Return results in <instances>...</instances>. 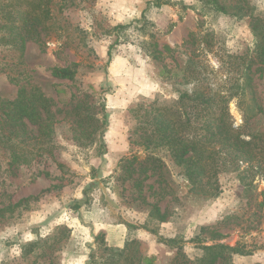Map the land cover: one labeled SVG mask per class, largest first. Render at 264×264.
Segmentation results:
<instances>
[{
    "label": "rangeland",
    "instance_id": "obj_1",
    "mask_svg": "<svg viewBox=\"0 0 264 264\" xmlns=\"http://www.w3.org/2000/svg\"><path fill=\"white\" fill-rule=\"evenodd\" d=\"M205 2L0 0V264H141L144 256L172 264L180 246L203 255L190 242L197 236L246 243L252 252L232 263L264 264V159L221 172L220 194L205 195L153 136L145 109L198 86L225 94L247 83L229 103L231 121L242 126V108L248 116L260 108L242 130L264 134V58L251 20L264 16V0H225V12ZM73 63L74 80L53 75ZM34 87L52 100L50 127L40 135L26 121L17 136L7 102ZM76 104L98 122L76 115ZM156 206L166 214L160 224Z\"/></svg>",
    "mask_w": 264,
    "mask_h": 264
},
{
    "label": "trees",
    "instance_id": "obj_2",
    "mask_svg": "<svg viewBox=\"0 0 264 264\" xmlns=\"http://www.w3.org/2000/svg\"><path fill=\"white\" fill-rule=\"evenodd\" d=\"M204 1H206V6L210 10L227 11L225 0ZM235 7L240 11L243 6L236 5ZM251 20L255 51L258 56L264 58V16L251 15ZM124 27L122 25L117 26V28ZM76 73L77 64L73 63L70 66L56 68L53 75L60 79L74 80ZM246 84H239L240 92L235 91L225 94L222 90L207 86L206 89L204 86H198L193 92L180 93L175 103L159 104L154 101L148 107H145V109H150L148 116L153 115V124H156L153 136L161 139L169 146L168 150L171 152L176 164L183 168L187 180L196 189L200 187L199 192H203L210 197H217L221 192L219 184V174L221 172L244 161L253 162L257 158L264 159V134L246 133L242 130L243 126L248 123L246 121L255 118L258 113H262V110L259 108L253 116H248L242 108L245 119L244 125L235 127L231 121L229 103L234 96L238 94L241 96L245 93ZM199 87L200 89H198ZM7 104L16 110L15 117L11 119V122L12 126L16 128L17 136L22 135V131L26 132L27 122L31 125H38L40 135L45 133V131H42V127L47 128L49 126L48 120L50 118L44 114L49 113L52 100L46 97L37 87H34L30 94L22 89L18 99L8 101ZM173 104H176L177 108H174ZM240 105H242L241 101ZM74 106L73 112L76 115L98 122L89 113L82 114L81 108L83 110L84 108L81 105L76 104ZM256 139L263 144L261 145ZM41 148L39 147V149ZM244 155H248V160H244ZM14 159L15 161H30V159L27 160L19 155L15 156ZM257 167L259 170L262 169L261 165ZM29 198H22L15 206L25 203ZM83 203L80 200L77 201L75 209L80 208ZM154 208L157 216L152 214L151 217H156L159 224L165 222L166 214L162 212L160 207L156 206ZM125 223L130 229L139 227ZM144 228L151 233H157L158 231L156 227L145 226ZM104 237V234H99L97 238L102 242ZM160 239L169 241L172 244L176 242L175 238L165 240L161 236ZM190 242L201 248L203 255L191 258L182 251L181 246L174 245V247H178V250L172 259V264H233L232 257L235 254L248 255L252 252L251 249L247 248V244L243 242H238L234 246L215 241L208 244L206 239H201L198 236L190 239ZM104 251L111 252L115 249L105 246ZM118 251L121 254L124 250L119 249ZM154 260L155 257L147 256L140 259L141 264H154ZM94 263L98 264V262ZM103 264L110 263L105 259Z\"/></svg>",
    "mask_w": 264,
    "mask_h": 264
},
{
    "label": "crops",
    "instance_id": "obj_3",
    "mask_svg": "<svg viewBox=\"0 0 264 264\" xmlns=\"http://www.w3.org/2000/svg\"><path fill=\"white\" fill-rule=\"evenodd\" d=\"M108 235L110 236V234H108ZM110 242L112 244L117 245V246H123L124 245V241H122L121 243H119V242H116L114 239H111Z\"/></svg>",
    "mask_w": 264,
    "mask_h": 264
}]
</instances>
